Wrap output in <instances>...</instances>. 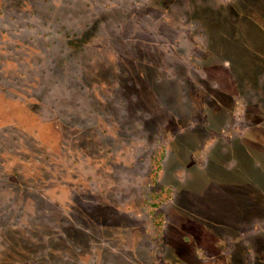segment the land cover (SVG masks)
<instances>
[{
    "label": "rangeland",
    "instance_id": "374dc122",
    "mask_svg": "<svg viewBox=\"0 0 264 264\" xmlns=\"http://www.w3.org/2000/svg\"><path fill=\"white\" fill-rule=\"evenodd\" d=\"M0 264H264V0H0Z\"/></svg>",
    "mask_w": 264,
    "mask_h": 264
},
{
    "label": "trees",
    "instance_id": "16d2710c",
    "mask_svg": "<svg viewBox=\"0 0 264 264\" xmlns=\"http://www.w3.org/2000/svg\"><path fill=\"white\" fill-rule=\"evenodd\" d=\"M154 159H155V161H154L155 168H154V171L152 173L153 174L152 179H153V181H157V179L159 177V173L162 171L163 153L159 156H156V158H154ZM158 197H160L161 200L156 205H153L155 213H157V217H156L157 222L163 216V213L159 211L160 206L171 198V190L170 189H164L163 192ZM158 225L161 226L160 224H158Z\"/></svg>",
    "mask_w": 264,
    "mask_h": 264
}]
</instances>
